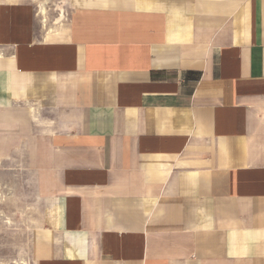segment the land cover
I'll return each instance as SVG.
<instances>
[{
	"label": "crops",
	"instance_id": "0c3cea01",
	"mask_svg": "<svg viewBox=\"0 0 264 264\" xmlns=\"http://www.w3.org/2000/svg\"><path fill=\"white\" fill-rule=\"evenodd\" d=\"M69 6L44 36L0 0V176L40 210L23 263L264 264V0Z\"/></svg>",
	"mask_w": 264,
	"mask_h": 264
},
{
	"label": "rangeland",
	"instance_id": "374dc122",
	"mask_svg": "<svg viewBox=\"0 0 264 264\" xmlns=\"http://www.w3.org/2000/svg\"><path fill=\"white\" fill-rule=\"evenodd\" d=\"M25 1L34 9L36 29L41 35L46 36L45 32L49 30L51 34L62 30L70 9L69 1L72 0ZM59 7L64 11L61 17ZM42 8H45L47 19L41 15ZM29 183L21 177L0 176V263L18 264L27 260L29 244L35 236L40 214Z\"/></svg>",
	"mask_w": 264,
	"mask_h": 264
},
{
	"label": "bare ground",
	"instance_id": "6f19581e",
	"mask_svg": "<svg viewBox=\"0 0 264 264\" xmlns=\"http://www.w3.org/2000/svg\"><path fill=\"white\" fill-rule=\"evenodd\" d=\"M62 3H64V2H62ZM40 8H41V7H40ZM59 12H60V17L63 16V12H64V11H63L62 7H59ZM41 13H42L41 15H43V16H44V19H45V18H46V17H45V8H42V9H41ZM46 19H47V18H46ZM60 20H62V18H61ZM43 22L45 23V20H44ZM45 25H46V24H45ZM51 33H52V31L49 30L46 34H47V35H50ZM55 33H56V32H55ZM22 264H24V263H22Z\"/></svg>",
	"mask_w": 264,
	"mask_h": 264
}]
</instances>
